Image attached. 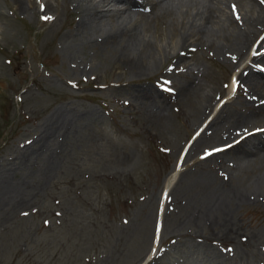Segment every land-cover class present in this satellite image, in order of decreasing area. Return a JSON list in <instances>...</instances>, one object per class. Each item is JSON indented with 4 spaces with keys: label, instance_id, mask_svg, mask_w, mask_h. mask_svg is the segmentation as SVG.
I'll list each match as a JSON object with an SVG mask.
<instances>
[{
    "label": "rangeland",
    "instance_id": "obj_1",
    "mask_svg": "<svg viewBox=\"0 0 264 264\" xmlns=\"http://www.w3.org/2000/svg\"><path fill=\"white\" fill-rule=\"evenodd\" d=\"M230 1L214 12L221 19L204 23L199 13L217 7V0L164 3L160 9H175L179 25L170 36L169 25L162 23L159 36L155 19L168 21L166 13L138 11L139 17L122 13L110 0L101 2L107 10L120 8L113 24L90 29L78 22L93 0H0V264H140L149 249L161 183L185 142L153 260L264 264V158L245 162L226 149L201 159L241 128L263 124L264 114L251 113L257 104L243 106L249 101L241 94L193 133L210 110L207 99L214 101L231 70L227 66H233L221 55L232 49L217 53L208 47L232 25L241 28L227 23ZM44 16L53 19L41 20ZM135 22L140 42L156 48L154 63H145L141 74L118 66L124 54L138 51L137 44L119 54L116 42L108 46L96 39ZM190 23L200 42L194 43L193 35L181 45L179 36L191 30ZM219 38L215 41L226 39ZM186 46L190 49L179 50ZM161 79L174 88L193 86L190 105L180 107L174 98L177 111L160 93ZM227 200L229 217L211 223L193 216L206 210L201 206Z\"/></svg>",
    "mask_w": 264,
    "mask_h": 264
},
{
    "label": "bare ground",
    "instance_id": "obj_2",
    "mask_svg": "<svg viewBox=\"0 0 264 264\" xmlns=\"http://www.w3.org/2000/svg\"><path fill=\"white\" fill-rule=\"evenodd\" d=\"M224 1V0H223ZM222 0H217L218 4L217 7H210L207 6L208 9H206L205 11L202 10V12L199 13L200 15V22L204 21H209L211 22L212 20H216V19H221L219 18V16H217V13H214L216 11V9L218 8V5L221 4L223 2ZM228 1V0H227ZM230 1V0H229ZM250 0H236V2H240L241 3V7L244 8V16L246 17L248 15H251L253 17H247L246 21L248 24V29H236L233 25L231 26L232 31H228L227 33H222L221 35L215 36V39H212L209 42L208 47H210L211 49H213L215 52H223L222 50L224 48H228V49H232L231 52H229L227 55L225 54H221L223 55V57L225 56H229L230 54L236 53V55L231 56L230 58H235L236 56H241V54H246V48L247 46L251 43L250 39L251 37L254 35V33L256 32V30L258 29V24L264 19V8L260 5L253 6V4H251L249 2ZM252 2L254 0H251ZM110 2H112V4L114 3H119L122 8L126 11H128V13H135L138 14L137 9L143 11V7L144 5H148V10L152 11L155 9L156 7V2L153 0H110ZM143 2H145V4L143 5ZM230 2H234L233 0ZM200 3V2H199ZM198 3V4H199ZM215 3V2H214ZM250 3V4H249ZM198 4H196L198 6ZM229 4V2H228ZM227 4V5H228ZM249 4V5H248ZM116 5V4H115ZM202 5V4H201ZM208 5V4H207ZM109 6V5H108ZM223 6V5H222ZM105 4H102V2H92L91 6H88L86 8H84V10H86V12L84 11V15L85 18L84 19H80L78 22V26L82 27V28H87L90 29L92 27H95V25L99 28L101 26H103L107 21L109 23H111V25L113 24L114 18L118 15L117 9L116 10H111L109 8V10L104 9ZM116 7V6H115ZM203 7H205L203 5ZM113 8V5H112ZM201 8V6L199 7V9ZM223 8V7H222ZM230 10V9H229ZM201 11V10H200ZM109 12V13H108ZM122 13L124 11H121ZM199 12V11H197ZM196 12V14H197ZM134 14V15H135ZM154 14V13H153ZM152 14V15H153ZM195 14V15H196ZM139 17L142 16L143 14L139 13L138 14ZM146 15V14H145ZM148 15V14H147ZM173 13L169 12L166 13V16H169V20L163 22V20H161V18L163 17H158L155 19V22L157 23V33L159 36L163 35L162 31H161V25L162 23H164L165 25H169V29H170V36H172L173 34L176 33V28L179 25V23L176 20V17H173ZM176 15V14H175ZM230 15V14H229ZM121 16V15H120ZM137 16V15H136ZM181 16V15H180ZM118 18V17H117ZM136 18V17H135ZM144 18V17H143ZM179 18V17H178ZM181 18V17H180ZM187 18V17H186ZM197 18V17H196ZM225 18V17H224ZM119 19V18H118ZM224 21V20H223ZM233 19L230 17L227 19V23L228 24H233ZM208 23V22H207ZM222 23V22H221ZM226 23V24H227ZM264 23V22H263ZM182 24V23H181ZM188 24V23H187ZM192 23H190L191 25ZM198 24V23H197ZM195 25V24H194ZM208 25V24H207ZM210 26V25H209ZM214 26V25H213ZM191 30L189 32H186V30L184 32H182L180 39L181 45H184L186 43V41L193 35H195V38L193 39L194 43H198L200 42V37L198 36V31L199 30H195L196 27L194 26H190ZM199 27V26H198ZM202 27V26H200ZM199 27V28H200ZM188 28V27H187ZM225 28V27H224ZM223 28V29H224ZM95 29V28H94ZM115 29V28H114ZM86 30V29H85ZM98 30V29H97ZM96 30V31H97ZM141 28L139 26V24L137 22H135V24L128 26V27H122V28H117V30H113V32H111L110 29L105 30L102 33H99V35L97 36V42L100 43H104L107 44L109 46V43H113L116 42L117 45V51L123 54V52L130 46V45H138V51L134 52L133 54L127 55L124 54L125 56H122L123 58L121 59L120 55L119 56V64L117 65L120 66L119 69H124L126 71L130 70V72H136V73H140V71L143 69V67L145 66V63L147 64H153L155 61V57L154 55H156V48H149L148 47V42H140V40L138 39V35L141 34ZM201 31V30H200ZM204 31V30H203ZM202 31V32H203ZM219 31V30H218ZM85 32V31H84ZM90 32V31H89ZM99 32V31H98ZM178 32V31H177ZM201 32V33H202ZM214 33V32H213ZM90 35V34H89ZM93 36V34H91ZM142 35V34H141ZM227 36H229L228 38H226ZM220 37L219 39H221V37L226 38L223 40H219V41H215L217 40V38ZM190 40V39H189ZM192 42V41H191ZM202 42V41H201ZM114 45V43H113ZM151 46V45H150ZM188 46V45H187ZM181 47L179 48V50H185V49H190L189 47ZM193 46V45H192ZM104 47V46H103ZM199 47V46H198ZM203 48V47H202ZM107 49V48H106ZM135 49V48H134ZM129 50V49H128ZM132 50V48H131ZM226 50V49H225ZM111 51V50H110ZM116 51V52H117ZM136 51V49H135ZM159 51V49H158ZM194 52V51H192ZM213 52V51H212ZM214 52V53H215ZM182 53V52H181ZM187 53V52H186ZM224 53V52H223ZM175 54V53H174ZM188 54V53H187ZM216 55V54H215ZM177 56V55H176ZM166 58V57H165ZM178 58V57H177ZM226 58V57H225ZM179 61H181L180 58H178ZM261 62L264 61V55L259 56V58ZM118 60V59H117ZM147 60H150L148 62H146ZM169 60V59H168ZM198 62V60H196ZM211 61V60H210ZM188 62V61H186ZM184 63V62H183ZM228 64V63H227ZM116 65V67H118ZM178 65V64H177ZM181 66V65H180ZM185 68V67H184ZM236 72V71H235ZM234 72V73H235ZM143 74V73H142ZM241 72H238V76H240ZM181 75V74H180ZM134 76V74H133ZM139 77V75H138ZM242 77V76H241ZM188 78V77H187ZM194 78V77H193ZM243 81H245L248 85H249V89L247 94L249 95V93L251 92V88L256 91L257 93L253 92L251 93L252 95L247 96V101L249 102H243L241 103L243 106H247V104H257L256 109H253V114H264V73L261 72H254V71H249L247 73V75L245 77H242ZM191 79V78H189ZM252 82V83H251ZM193 86H188L185 88H177L174 89V91L171 92L170 97L175 98L177 101H180L178 106L183 107V106H189L190 103L192 102V96H194V91L192 89ZM141 91L146 92V88H141ZM169 94V93H166ZM239 99V98H238ZM208 105H210V102L208 103ZM231 105V104H230ZM241 107V106H240ZM207 109V108H206ZM221 109V108H220ZM222 110V109H221ZM220 110V111H221ZM224 110V109H223ZM244 111V110H241ZM205 113V112H204ZM203 113V114H204ZM234 115H238V112H233ZM202 114V113H201ZM217 114V113H216ZM215 114V115H216ZM219 114V113H218ZM233 115V116H234ZM205 117V116H204ZM202 117V118H204ZM220 116L217 117V119H219ZM253 117V116H252ZM257 117V116H256ZM246 118H248L246 116ZM250 118V117H249ZM216 119V120H217ZM216 120L212 123L215 124ZM264 120V119H262ZM198 121V120H197ZM228 121V120H227ZM261 121V120H260ZM209 122V123H210ZM262 122V121H261ZM210 123V124H211ZM260 123V122H259ZM248 124V123H246ZM257 124V123H256ZM226 125V124H225ZM253 125V124H252ZM211 126V125H210ZM223 126V125H222ZM213 127V126H212ZM246 127V126H245ZM209 128V127H208ZM225 128V127H224ZM212 130V129H211ZM238 130V129H237ZM210 131V130H209ZM221 131V130H220ZM213 132V131H212ZM229 131H227L226 133H228ZM233 132V131H232ZM236 132V131H234ZM239 132V131H238ZM203 133V132H202ZM222 133V132H221ZM198 134V133H197ZM229 134V133H228ZM206 135V134H205ZM208 135V134H207ZM223 135V134H222ZM232 135V134H230ZM220 136V135H219ZM218 136V137H219ZM259 134L255 135L252 137H250V139H255V141H249V138L241 141L240 143H237L236 145L234 144V146H230L228 147V150H230V152L235 156V158H242L245 160V162H251V161H256L258 158H264V154L262 153V150L264 152V140L259 138ZM210 137V136H209ZM207 139V138H206ZM217 139V138H216ZM215 139V140H216ZM215 142V141H214ZM210 144V143H209ZM212 145V144H211ZM224 147L225 145L220 144V147ZM229 152V153H230ZM219 154V153H218ZM225 154V153H224ZM228 156V155H225ZM208 157V156H207ZM206 157V158H207ZM182 154H179L178 157V161L176 166L173 167V169L171 170V173L168 175V177L165 179L163 186H162V190L163 193H161V197L160 198V206H162L163 202H164V194L166 193L167 189L169 188L170 184L173 182V180L175 179V177H177L179 169H180V165L182 163ZM222 161V160H221ZM179 162V163H178ZM223 164V163H222ZM253 165V164H252ZM254 166V165H253ZM215 169V168H214ZM213 169V170H214ZM218 169V168H217ZM221 171V170H220ZM251 171H256L254 168H252ZM263 174V173H262ZM223 176V175H222ZM224 177V176H223ZM227 177V176H226ZM202 179V178H201ZM208 179V178H207ZM208 181V180H207ZM206 181V182H207ZM205 182V180H204ZM205 182V183H206ZM212 182V181H211ZM199 183V182H198ZM195 183V184H198ZM208 183V182H207ZM201 184V183H200ZM224 184V183H223ZM204 185V183H203ZM208 186V184H206ZM210 185V184H209ZM229 185V184H228ZM197 185H195L194 187H196ZM202 187V185H200ZM224 186V185H223ZM230 187V186H229ZM208 188L206 187V190ZM205 187L204 190L202 189L203 194H205L206 191ZM226 190V189H225ZM231 191V190H230ZM229 191V192H230ZM216 192V191H215ZM214 193V192H213ZM222 193V192H221ZM224 193H228L227 191H224ZM223 194V193H222ZM234 194V193H233ZM232 194V195H233ZM229 195V194H228ZM235 195V194H234ZM160 196V195H159ZM230 196V195H229ZM238 196V195H237ZM237 198V197H236ZM235 198V199H236ZM231 199V198H230ZM233 199V198H232ZM239 199V198H238ZM216 200V198H215ZM230 201V200H229ZM263 201V200H262ZM216 202V201H214ZM212 203V206H201V207H205L206 210H200L197 212H194L195 214L193 216H197V218L201 217V219L204 221H215L217 220L220 216H224L227 215L229 213V209L231 208V206H228V200L222 204V201H220L221 203L215 204ZM232 202V201H230ZM241 202V201H240ZM233 207V206H232ZM234 208V207H233ZM231 210V209H230ZM211 211H216V213L213 215L210 212ZM224 211V212H223ZM223 213V214H222ZM231 214V213H229ZM208 216L207 218H204ZM219 216V217H217ZM226 217V219H228ZM229 217V216H228ZM196 219V218H195ZM225 221V220H224ZM216 223V222H215ZM214 224V223H213ZM157 238V237H156ZM156 238H154V240L152 241L153 244H151L153 247L155 246L156 243ZM150 245V249L149 251L152 249ZM153 251L151 250L150 253H148V257L152 256L150 255ZM154 254V253H153ZM152 261H155V264H160V262L158 263L157 260H153V258L151 257L148 261H146V263H141V264H150ZM154 264V263H153Z\"/></svg>",
    "mask_w": 264,
    "mask_h": 264
},
{
    "label": "snow or ice",
    "instance_id": "obj_3",
    "mask_svg": "<svg viewBox=\"0 0 264 264\" xmlns=\"http://www.w3.org/2000/svg\"><path fill=\"white\" fill-rule=\"evenodd\" d=\"M261 3H264V0H261ZM42 10H43V7H42ZM232 11H233V13L235 14V18H236L237 20H239L240 17H239V15H238V10H237V8H236L235 5L232 6ZM42 19H44V20H46V21H50V20L53 19V17H51V16H44V17H42ZM234 83H235V81H234ZM258 131L264 132V129H258ZM214 151L219 152V151H222V149L217 148V149H215ZM211 154H212L211 152H206V153H205V156H204V157H201V159H204V158H206L207 156H209V155H211ZM25 215H27V214L25 213ZM58 215H59V214H58ZM125 223H127V221H125ZM157 232H159V225H157ZM229 251H231V250H229Z\"/></svg>",
    "mask_w": 264,
    "mask_h": 264
}]
</instances>
